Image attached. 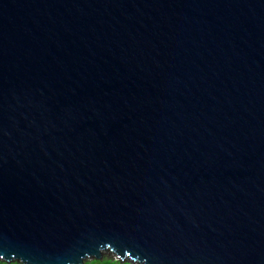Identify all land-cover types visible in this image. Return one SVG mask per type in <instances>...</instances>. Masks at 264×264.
<instances>
[{"label":"water","instance_id":"1","mask_svg":"<svg viewBox=\"0 0 264 264\" xmlns=\"http://www.w3.org/2000/svg\"><path fill=\"white\" fill-rule=\"evenodd\" d=\"M105 254L264 264V0H0V261Z\"/></svg>","mask_w":264,"mask_h":264},{"label":"trees","instance_id":"2","mask_svg":"<svg viewBox=\"0 0 264 264\" xmlns=\"http://www.w3.org/2000/svg\"><path fill=\"white\" fill-rule=\"evenodd\" d=\"M104 261H118V260H115L113 258H104L103 260H88L85 262V264H93V262H99V264H103ZM120 262V261H118ZM0 264H7V263H4V262H1L0 261ZM11 264H19V263H11ZM120 264H129V263H122L120 262Z\"/></svg>","mask_w":264,"mask_h":264},{"label":"snow or ice","instance_id":"3","mask_svg":"<svg viewBox=\"0 0 264 264\" xmlns=\"http://www.w3.org/2000/svg\"><path fill=\"white\" fill-rule=\"evenodd\" d=\"M129 255H131L129 253ZM93 264H99V262H93ZM103 264H120L118 261H104Z\"/></svg>","mask_w":264,"mask_h":264},{"label":"rangeland","instance_id":"4","mask_svg":"<svg viewBox=\"0 0 264 264\" xmlns=\"http://www.w3.org/2000/svg\"><path fill=\"white\" fill-rule=\"evenodd\" d=\"M104 258H114L112 254H105Z\"/></svg>","mask_w":264,"mask_h":264}]
</instances>
